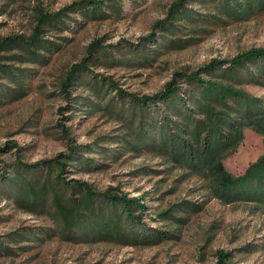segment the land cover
<instances>
[{
  "label": "rangeland",
  "instance_id": "374dc122",
  "mask_svg": "<svg viewBox=\"0 0 264 264\" xmlns=\"http://www.w3.org/2000/svg\"><path fill=\"white\" fill-rule=\"evenodd\" d=\"M76 1L80 0H0V40L31 35L39 9L54 13ZM175 1L129 0L121 18L81 26L67 20L68 30L47 34L57 43V49L43 63L17 60L15 57H23L18 48L0 53L2 63L23 69L25 76L20 79L24 96L17 100L5 97L0 102V175L9 173L16 159L33 164L81 146L82 153L99 159L102 167L90 174L75 172L70 178L87 181L102 192L117 188L131 197H145L147 224L170 230L174 237L158 245L138 247L67 242L48 235L54 228V218L20 210L14 200L2 197L1 190L0 237L13 251L0 255V264H218L219 252L228 254L226 264H264V207L207 200L198 180L183 178L181 171H164L161 161L149 156L124 155L113 160L109 152L116 149L113 139L119 133L118 123L100 110L74 108V99L90 95L86 87L75 86L72 100L61 92L70 67L80 62L88 46L97 40L114 46L112 53L117 60L124 53L129 57L152 54L155 60L149 67L98 65L91 68L94 74L87 76L88 80L111 77L128 93L140 96L161 91L179 71H196L214 59H229L264 47V12L236 18L222 10L210 11L207 4L201 3L195 10L201 15L212 12L210 15L216 17L203 23L207 26L204 32L194 28V33L178 36L197 40L192 45L185 49L167 47L163 37L157 36L158 42L149 48L143 46L141 39L167 17ZM2 81L4 88L14 87L8 79ZM247 90L264 96L261 87L248 86ZM263 154L264 135L248 128L243 143L224 160V165L233 177H238ZM182 202L202 208L188 215L178 213L186 219L180 224L158 220L160 213ZM17 234L24 236L17 238Z\"/></svg>",
  "mask_w": 264,
  "mask_h": 264
},
{
  "label": "trees",
  "instance_id": "16d2710c",
  "mask_svg": "<svg viewBox=\"0 0 264 264\" xmlns=\"http://www.w3.org/2000/svg\"><path fill=\"white\" fill-rule=\"evenodd\" d=\"M128 1L80 0L54 13L39 9L31 35L0 40V53L18 48L23 57H15L17 60L46 62L48 54L57 49V43L46 37L48 33L68 30L67 20L81 26L85 22L121 18ZM197 3L236 18L264 12V0H176L167 17L141 39L142 45L149 48L158 42L157 36L163 37L167 47L177 49L196 42L193 38L185 40L178 36H185L189 31L194 33V28L204 32L207 26L203 23L216 17L210 15L212 12L201 15L195 10ZM112 49L114 46L105 45L101 40L94 41L61 83V92L67 100H72L75 86L86 87L90 93L88 97L74 99V108L100 110L118 123L119 133L113 139L116 149L109 152V157L117 160L124 155L149 156L160 160L164 171H181L183 178L198 180L207 200H218L224 205L246 203L264 207V154L238 177H233L224 165V160L243 143L246 129L264 135V96L247 90L248 86L264 89V47L229 59H214L196 71H179L161 91L142 96L128 93L111 77L87 79L94 74L93 66L149 67L155 60L149 52L137 53L134 57L124 53L117 60ZM3 79H8L14 87L4 88ZM20 79H25L24 70L0 59V102L5 97L17 100L24 96ZM81 149V146L71 147L66 154L33 164L16 159L10 172L0 175L2 197L14 200L16 207L27 213L54 218V228L48 235L71 243L138 247L158 245L174 237L170 230L147 224L145 197H131L117 188L102 192L87 181L70 178L75 172L90 174L102 167L99 159L85 156ZM201 208V205L182 202L160 213L158 220L180 224L186 219L178 213L188 215ZM21 236L24 235L16 237ZM12 251L0 237V255ZM228 257L219 252L218 264H226Z\"/></svg>",
  "mask_w": 264,
  "mask_h": 264
}]
</instances>
